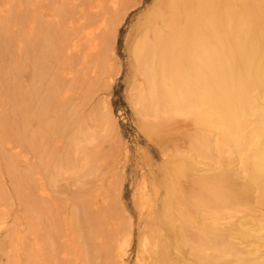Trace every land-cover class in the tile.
<instances>
[{"label":"bare ground","instance_id":"bare-ground-1","mask_svg":"<svg viewBox=\"0 0 264 264\" xmlns=\"http://www.w3.org/2000/svg\"><path fill=\"white\" fill-rule=\"evenodd\" d=\"M142 3L0 0V264H126L136 227L135 264H264V0L137 17L129 96L162 163H145L138 223L115 213V45Z\"/></svg>","mask_w":264,"mask_h":264},{"label":"rangeland","instance_id":"rangeland-1","mask_svg":"<svg viewBox=\"0 0 264 264\" xmlns=\"http://www.w3.org/2000/svg\"><path fill=\"white\" fill-rule=\"evenodd\" d=\"M152 1L153 0H144V3H142L139 7L131 11L129 16H127V18L124 20V23L122 24V27L118 32L116 42L117 44L115 43V47L119 57L118 60H120L119 62L123 66V72L114 78V82H112L113 90L111 91V96L109 97L111 99L112 107L120 127V135L115 136L114 138L110 137L111 141H109V143L113 144V146H128L130 158L126 171L124 168L120 169L121 167L117 170L118 174H124L125 179L123 180V185L120 188L122 191L121 199H113L114 204L116 205V210L118 212L117 213L115 211V213L121 215L124 219H132V221H135L136 223H138L139 219V211L135 200L136 191L139 186V183H141L142 181L143 176H145L149 172L145 166V163L148 162L150 158L151 161L156 164V166H159V164L162 163L159 148H157V146H155L152 142H149L147 138L143 136L139 129L138 117L135 114L129 96L130 86L128 83L130 79L129 49L131 46V29L133 24L136 22L137 17H139L142 13L146 11L145 9L147 8L145 6L147 4L152 5ZM66 178L68 177H65V179ZM65 179L62 178V182L60 184L62 191H65V193H71L72 196H74V193H77L79 191V189L77 190V188H81L80 184L78 182H75V180H70L72 182L71 183L69 182V180L67 181ZM54 195H56V193ZM58 197L61 199L63 196L59 195ZM60 199H58V201ZM106 222H103L105 223V227ZM138 233L139 229L138 227H136L137 237L135 239V242L133 243V249L131 252L132 254L127 259L126 264H135L136 262V257L138 255ZM93 247L94 246H92L91 249H93ZM47 251L46 254H48L49 252ZM53 255H55V253H53L52 256ZM58 256L59 255L56 256L57 261H60L63 255H60V257Z\"/></svg>","mask_w":264,"mask_h":264}]
</instances>
